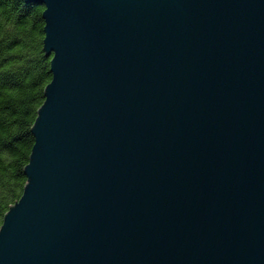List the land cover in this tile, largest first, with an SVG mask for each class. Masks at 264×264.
Instances as JSON below:
<instances>
[{
  "label": "water",
  "instance_id": "water-1",
  "mask_svg": "<svg viewBox=\"0 0 264 264\" xmlns=\"http://www.w3.org/2000/svg\"><path fill=\"white\" fill-rule=\"evenodd\" d=\"M52 80L0 264H264V0H25Z\"/></svg>",
  "mask_w": 264,
  "mask_h": 264
},
{
  "label": "trees",
  "instance_id": "trees-1",
  "mask_svg": "<svg viewBox=\"0 0 264 264\" xmlns=\"http://www.w3.org/2000/svg\"><path fill=\"white\" fill-rule=\"evenodd\" d=\"M44 10L25 0H0V229L28 183L32 128L52 80Z\"/></svg>",
  "mask_w": 264,
  "mask_h": 264
}]
</instances>
